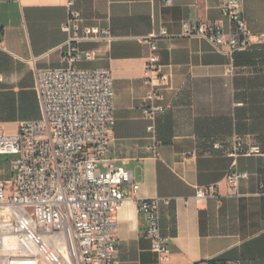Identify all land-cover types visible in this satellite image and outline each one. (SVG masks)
I'll return each mask as SVG.
<instances>
[{
    "label": "crops",
    "instance_id": "0c3cea01",
    "mask_svg": "<svg viewBox=\"0 0 264 264\" xmlns=\"http://www.w3.org/2000/svg\"><path fill=\"white\" fill-rule=\"evenodd\" d=\"M70 0H0V127L16 135L22 124L42 117L36 70L67 66L63 55L68 34L63 24ZM223 0H76L82 27L109 28L110 40L79 44V68H109L114 78L116 123L109 158L132 171L143 198L162 199L161 226L167 260L152 249L147 220L122 187L126 202L114 217L117 264H264V45L230 58L204 38L184 34V21H212L232 31ZM242 16L253 34L264 33V0H240ZM166 30V35L161 31ZM152 37L162 70L171 75L165 92L167 110L157 118L161 157L152 143L142 103L151 90L145 82ZM93 52V58L84 54ZM239 135L259 145L262 154L228 153ZM12 156L0 155V180L13 177ZM232 167L248 173L233 194L225 179ZM214 186L202 203L198 188ZM54 264V263H50Z\"/></svg>",
    "mask_w": 264,
    "mask_h": 264
},
{
    "label": "built area",
    "instance_id": "2783aa9c",
    "mask_svg": "<svg viewBox=\"0 0 264 264\" xmlns=\"http://www.w3.org/2000/svg\"><path fill=\"white\" fill-rule=\"evenodd\" d=\"M172 1L162 3L169 6ZM75 5L76 0L69 1V16L62 27L69 36L63 55L68 65L36 70L42 117L22 124L16 135H7L0 127V155L12 156L13 170L10 180H0V264H117L114 217L125 205L122 187L126 184L131 186L130 199L137 212L147 220L152 249L167 260L170 250L161 226L162 199L141 197L132 171L115 166L109 158L116 123L112 71L76 66L83 58L79 44L110 40V29L83 28ZM221 10L230 20V32L212 21H184L182 27L185 35L204 38L215 51L226 54L228 73L234 74V53L264 45V33L249 31L240 0H223ZM143 41L149 45L144 79L151 90L141 108L150 120L148 150L159 159L156 122L168 107L165 92L171 75L159 64L153 38ZM0 48H4L1 28ZM84 56L92 59L93 52ZM260 154L259 145L247 144L239 135L228 153L234 159ZM246 178L248 173L235 167L225 176L235 195ZM215 191L214 186L200 187L195 198L202 203ZM213 259L199 264H223Z\"/></svg>",
    "mask_w": 264,
    "mask_h": 264
},
{
    "label": "trees",
    "instance_id": "16d2710c",
    "mask_svg": "<svg viewBox=\"0 0 264 264\" xmlns=\"http://www.w3.org/2000/svg\"><path fill=\"white\" fill-rule=\"evenodd\" d=\"M213 262H220L221 263V261L218 259H213Z\"/></svg>",
    "mask_w": 264,
    "mask_h": 264
}]
</instances>
